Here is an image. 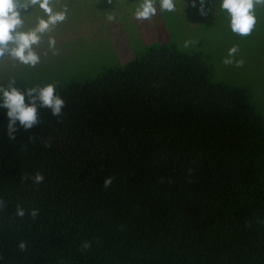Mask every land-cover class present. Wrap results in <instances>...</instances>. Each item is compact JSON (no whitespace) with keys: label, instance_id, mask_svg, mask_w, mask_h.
<instances>
[{"label":"trees","instance_id":"16d2710c","mask_svg":"<svg viewBox=\"0 0 264 264\" xmlns=\"http://www.w3.org/2000/svg\"><path fill=\"white\" fill-rule=\"evenodd\" d=\"M169 30L15 141L0 111V264H264V118Z\"/></svg>","mask_w":264,"mask_h":264},{"label":"rangeland","instance_id":"374dc122","mask_svg":"<svg viewBox=\"0 0 264 264\" xmlns=\"http://www.w3.org/2000/svg\"><path fill=\"white\" fill-rule=\"evenodd\" d=\"M139 2L142 0H112L110 5L106 0H59L57 7L68 5L67 20L52 33L60 54L42 55L35 67L0 62V83L16 79L15 87L23 91L26 84L62 86L81 78H95L106 69L130 61L145 46L168 41L169 27L172 39H178L183 48L185 41H192L185 49L203 55L212 64L215 81L246 89L264 118V6H256L253 33L241 38L231 33L219 0H211L210 15L201 19L196 18L199 15L195 8L186 6L190 0H176V11L171 13L160 11L156 0L157 14L151 20H137L134 12ZM113 13L115 20L110 22L107 16ZM41 15L33 11L26 16V26H34ZM190 26L194 27L189 29ZM233 45L239 47L235 59L244 60L242 67L223 63ZM46 50V44L42 45L40 51Z\"/></svg>","mask_w":264,"mask_h":264},{"label":"clouds","instance_id":"9594fccd","mask_svg":"<svg viewBox=\"0 0 264 264\" xmlns=\"http://www.w3.org/2000/svg\"><path fill=\"white\" fill-rule=\"evenodd\" d=\"M112 5V0H106ZM59 0H0V62L9 61L13 65L35 67L41 62V56H47L50 52L54 56L60 54L57 48V40L52 33L56 27L64 23L68 18V5L57 7ZM211 0H190V6L195 8L200 17H208L212 9L208 6ZM256 6H264V0H219V8L226 12L228 27L235 36L244 38L253 33L257 23L255 15ZM159 9L162 12H175L176 0H159ZM33 11H40L43 15L38 16L34 26L27 27L25 17ZM157 14L156 0H142L134 12L137 20H151ZM108 21L115 20V14L107 16ZM45 37L47 39L45 40ZM46 44V51L41 52V46ZM192 41H185L187 48ZM239 47L233 45L228 50V56L223 60L225 65L242 67L243 59L236 60ZM16 79L7 83H0V108L6 109L8 123L6 135L10 141H15L16 133L20 130L31 131L42 123L40 111L47 110L55 118L63 115L66 101L57 92V83H49L41 86L26 87L23 91L15 87ZM33 139L31 136L29 140ZM45 147H50L45 144ZM31 178L36 185L44 182V175L36 172L29 177L27 174L22 178L27 181ZM113 178L107 177L103 181L105 188L112 184ZM7 207V202L0 199V210ZM39 214L38 209H32L28 215L35 219ZM25 210L17 206L15 216L23 218ZM21 252L27 251L26 242L17 245ZM91 242L81 245L83 250H88Z\"/></svg>","mask_w":264,"mask_h":264}]
</instances>
